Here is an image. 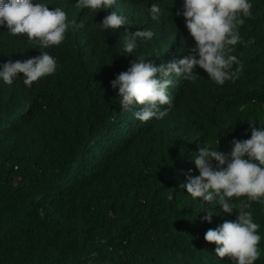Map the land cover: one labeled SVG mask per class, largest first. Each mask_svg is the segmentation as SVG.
Wrapping results in <instances>:
<instances>
[{"label": "trees", "instance_id": "1", "mask_svg": "<svg viewBox=\"0 0 264 264\" xmlns=\"http://www.w3.org/2000/svg\"><path fill=\"white\" fill-rule=\"evenodd\" d=\"M33 2L62 8L69 28L60 45L42 48L0 26V70L41 52L57 61L31 87L22 73L12 85L0 79V264H235L204 235L237 210L223 213L180 186L189 169L199 175L201 147L227 154L234 139L251 137L250 124L264 127V0H249L252 15L242 17L238 77L220 86L199 66L194 80L173 75L171 109L148 122L135 116L143 106L123 110L110 82L141 57L159 67L190 54L195 41L175 15L184 0H115L96 11L78 0ZM153 4L162 10L156 20ZM113 11L137 23L103 29ZM137 30L154 35L128 54L124 38ZM240 200L248 202H230ZM246 210L260 225L254 264H264V204Z\"/></svg>", "mask_w": 264, "mask_h": 264}, {"label": "clouds", "instance_id": "2", "mask_svg": "<svg viewBox=\"0 0 264 264\" xmlns=\"http://www.w3.org/2000/svg\"><path fill=\"white\" fill-rule=\"evenodd\" d=\"M115 0H78V8L92 11L108 8ZM253 5L249 0H184L183 10L176 16H183L186 28L195 41L190 54L159 67L151 60L141 57L132 61L131 66L119 73L110 82L113 89L118 88V97L123 110H131L132 105L143 106L135 111L136 119L148 122L163 119L171 109L173 98L169 93L173 85L172 76L194 80L197 66L203 69L217 85L234 81L243 70L242 62L233 55L234 46L242 43L239 28L245 23L242 17H251ZM159 5L150 7L153 20L161 15ZM75 24V21H72ZM127 24L124 16L115 11L107 15L102 23L103 29L117 30ZM7 27L13 36L26 35L29 42H38L42 48L60 45L69 28L67 13L60 7L51 9L33 0H0V26ZM83 22L79 27H83ZM151 30H137L124 38V51L128 54L137 47V38L151 40ZM198 57V58H197ZM236 65L233 70V66ZM57 61L47 52L24 61L9 60L0 70V79L12 85L18 74H23V83L31 87L42 77L56 72ZM167 108L162 110V106ZM251 137L233 140L231 151L227 154L216 149L201 147L193 158L199 171L198 176L187 175L185 188L193 199L205 203L216 201L223 213L236 212L235 220H225L218 227L208 229L204 235L207 243L215 244V254L220 259L229 258L235 264H254L260 258L258 245L261 236L259 224L253 221V214L247 211L251 202L264 204V127L257 129L250 124ZM216 161L215 167L212 161ZM246 197L234 204L232 198ZM212 214L203 217L211 223Z\"/></svg>", "mask_w": 264, "mask_h": 264}, {"label": "rangeland", "instance_id": "3", "mask_svg": "<svg viewBox=\"0 0 264 264\" xmlns=\"http://www.w3.org/2000/svg\"><path fill=\"white\" fill-rule=\"evenodd\" d=\"M120 14L123 15L126 20H127V24L125 26H130L132 24H136V19L130 15L129 13H126L125 11H120Z\"/></svg>", "mask_w": 264, "mask_h": 264}]
</instances>
